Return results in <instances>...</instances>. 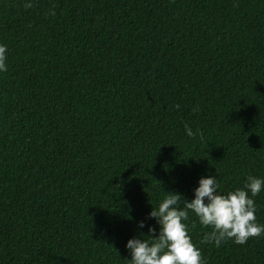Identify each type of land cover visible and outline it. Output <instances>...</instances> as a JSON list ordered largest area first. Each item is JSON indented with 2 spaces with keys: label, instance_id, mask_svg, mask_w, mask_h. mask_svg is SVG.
Returning <instances> with one entry per match:
<instances>
[{
  "label": "trees",
  "instance_id": "obj_1",
  "mask_svg": "<svg viewBox=\"0 0 264 264\" xmlns=\"http://www.w3.org/2000/svg\"><path fill=\"white\" fill-rule=\"evenodd\" d=\"M0 43V264H127L164 191L264 178V0H0ZM185 223L204 264H264Z\"/></svg>",
  "mask_w": 264,
  "mask_h": 264
},
{
  "label": "clouds",
  "instance_id": "obj_2",
  "mask_svg": "<svg viewBox=\"0 0 264 264\" xmlns=\"http://www.w3.org/2000/svg\"><path fill=\"white\" fill-rule=\"evenodd\" d=\"M6 59L7 47L0 43V73L7 70ZM184 131L189 138L198 134L188 125ZM262 191L264 178L256 175H246L241 187L227 191L220 190L215 175H202L192 189L191 199L175 191H164L157 206L148 213L158 230L147 225L148 233H155L154 236L140 233L126 240L124 247L130 256L127 264H204L185 223L190 212L203 228L211 229L204 233L202 242L215 247L227 240L243 245L250 237L264 236V223L257 221L253 199ZM136 223L138 230L146 226L144 220Z\"/></svg>",
  "mask_w": 264,
  "mask_h": 264
}]
</instances>
